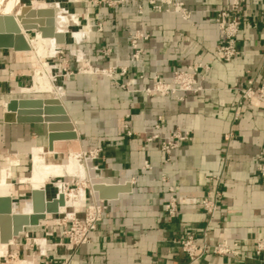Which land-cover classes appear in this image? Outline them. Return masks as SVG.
I'll return each mask as SVG.
<instances>
[{
	"label": "crops",
	"instance_id": "obj_1",
	"mask_svg": "<svg viewBox=\"0 0 264 264\" xmlns=\"http://www.w3.org/2000/svg\"><path fill=\"white\" fill-rule=\"evenodd\" d=\"M179 1L190 11V20L178 14L157 13L141 0H128L116 7L94 5L89 0L32 1L31 14L37 16H30L34 23L47 26V17H54V37L44 38L40 33L42 38L56 39L61 19L70 16L78 17L72 29L80 28L74 30L78 36L83 33L72 44H63L57 55L63 64L59 77L63 78L65 72L73 74L64 78L60 99L79 140L56 142L53 152L49 151L45 124H7L3 116L7 102L12 99L57 98L56 91L41 86L42 81L37 84L33 80L35 84L28 87V80L47 64L43 62L46 54L52 57L57 54L64 40L55 45L56 49H44L43 55L31 46L27 52L0 50V160L5 156L19 160V165L7 160V166L0 172V182L3 170L13 161L19 182L29 185L31 191L32 186L23 180L32 176V158L39 148L46 154L44 160L48 165L68 166L75 156L84 161L93 183L122 188L116 198L109 200H101L96 193V202L102 204L104 211L90 243L75 252L60 247L48 252L50 264L66 260L69 264H188L179 237L193 232L196 242H203L208 217L200 201L207 195L214 197L216 192L220 193L221 207L209 227L207 242L247 240L242 246L244 256L232 259L207 254L195 264H264V254L260 259H251L253 238L264 236V177L258 171L259 157L264 162V107L257 101L246 102L240 108L239 119L234 121L240 96L236 89L243 87L248 77L254 78L257 85L264 82V0H245L239 34V47L244 55L230 63L217 54L222 34L214 14L228 9L231 0ZM139 7L143 9L142 15ZM87 24L92 29L88 38L82 40L89 30ZM137 30L149 36L143 45L144 80L139 79L137 65H129L126 76L116 75L113 79L99 74H78L82 59L79 52L99 69L126 61L132 52L131 35ZM107 49L112 51L109 57L104 55ZM199 58L210 66V72L201 81L200 93L184 94L181 101L176 97H147L141 92L152 85L154 76L171 83L175 71L187 69ZM82 62L87 63L85 59ZM132 79L137 84L131 85L130 91L120 86ZM159 116L164 119V136L182 129L190 131L193 138L176 149L169 161L158 142L146 143ZM128 131L132 136H128ZM96 149L102 150L97 159L85 161L84 152ZM146 162L149 169L145 168ZM29 163L31 170L27 174ZM11 172L13 176L12 168ZM218 177L221 182L216 180ZM0 187V196L8 195L7 189H11L14 201L17 193L24 190L16 189L13 181L7 185L0 183ZM171 195L180 203L173 220L165 211ZM83 208L76 215L80 219L85 216ZM48 220L50 217L31 229H37L36 234L54 244L64 241V227H52L46 223ZM22 236L23 233L19 238L23 241ZM19 245L17 242L9 248L24 256L27 252Z\"/></svg>",
	"mask_w": 264,
	"mask_h": 264
},
{
	"label": "built area",
	"instance_id": "obj_2",
	"mask_svg": "<svg viewBox=\"0 0 264 264\" xmlns=\"http://www.w3.org/2000/svg\"><path fill=\"white\" fill-rule=\"evenodd\" d=\"M70 1V0H69ZM94 5L105 4L109 7H116L128 0H89ZM146 2L152 10L157 13H172L180 15L184 20L191 19V13L186 8L185 4L179 0H141ZM245 0H231L230 7L228 9H222L214 14V21L217 24L222 34V42L220 43L217 54L219 58L230 63L233 60L244 55V51L239 47V34L243 24L242 6ZM75 3V2H72ZM67 13H69L67 11ZM139 13L143 14L142 7H139ZM80 26V25H79ZM89 27L88 33L83 37L84 40L88 38L91 32L92 26L87 24ZM102 30L101 25L98 26ZM82 40L80 42H82ZM149 40V36L143 30H137L131 35L130 46L132 52L128 56L126 61H117L114 66L99 69L93 67L86 59L81 55V63L78 69V74H99L115 78L116 75L126 76L129 71V65H137L139 68V79H145V71L143 69L144 61V44ZM79 42V43H80ZM62 52L60 46L57 55ZM112 51L107 49L104 52L106 57L111 55ZM87 62L83 65L82 60ZM210 72V66L203 62L201 58L197 59L191 66L185 70L175 71L173 80L171 83L163 81L159 76H154L151 79L152 85L141 90V92L147 97H176L179 100H183L184 94H198L203 91L201 81L204 80L205 75ZM73 75L70 72H65L63 75L70 78ZM137 84L136 79H132L127 83H122L120 86L130 91L131 85ZM239 92V101L235 112L234 121L240 117V108L246 102L257 101L264 107V82L256 84V80L252 77H248L246 84L243 87L236 89ZM163 122L162 116H159L154 124L153 133L147 138L146 143H159L160 150L166 155L168 161L171 158L172 153L178 149L184 143L192 141V134L190 131L178 129L169 136L163 135ZM230 133L229 138L232 137ZM128 136H132V133L128 131ZM101 149L91 150L85 152L84 156L87 160H95L99 156ZM258 171L262 177H264V162L262 157H259ZM145 168L149 169L150 165L148 162L145 163ZM221 182V177L216 178ZM165 181V179H163ZM170 192L173 194L174 190L171 188ZM220 193L216 192L214 197L207 195L200 201V206L208 217L207 227L203 233V242L198 244L196 242L195 234L193 232H186L179 237V244L183 253L188 259V264H195L199 262L205 255L212 254L220 257H229L232 259H238L244 256L242 253V246L247 240H235L230 238L229 241H218L214 244L207 242V237L210 233L209 227L213 222L215 214L220 209ZM179 200L175 195H171L165 204V211L170 220L176 218L179 210ZM104 207L102 204L93 201L89 205V209L85 212L83 219L78 218L74 215L72 218H68V221H61L59 225L64 227L63 236L64 241H60L56 244H49L46 238L45 250H42V244L39 243L40 239L35 240L36 245L40 246V257L43 261L40 264L48 262V252L55 251L56 248H64L69 251H77L80 247L87 245L91 241V234L97 229L98 223L102 220ZM28 237V236H27ZM38 241V242H37ZM253 255L251 259H260L264 254V236L254 237L252 240ZM59 264H69V261H63Z\"/></svg>",
	"mask_w": 264,
	"mask_h": 264
},
{
	"label": "water",
	"instance_id": "obj_3",
	"mask_svg": "<svg viewBox=\"0 0 264 264\" xmlns=\"http://www.w3.org/2000/svg\"><path fill=\"white\" fill-rule=\"evenodd\" d=\"M24 5L22 15L18 18L0 16V50L29 51L30 46L26 36L30 33H41L44 38L54 37V18L49 17L47 26H40L30 19L32 12L30 4ZM3 120L7 124H45L50 151L54 150L56 142L79 140V134L75 130V125L64 103L57 98L12 99L6 104ZM93 189L95 193H98L101 200L114 199L122 190L120 187L102 183L94 184ZM29 200L32 204V215L27 217V221L23 215L15 216V223L17 224L16 230L13 231L11 230L13 221L11 214L14 199L10 194L0 196V226L2 229L0 239L2 242L8 243L14 237L19 238L27 228L38 227L49 216L61 214V208L65 207L66 204L65 196L61 193L49 198L46 187L43 190L32 189ZM18 221H21L20 226Z\"/></svg>",
	"mask_w": 264,
	"mask_h": 264
},
{
	"label": "bare ground",
	"instance_id": "obj_4",
	"mask_svg": "<svg viewBox=\"0 0 264 264\" xmlns=\"http://www.w3.org/2000/svg\"><path fill=\"white\" fill-rule=\"evenodd\" d=\"M23 4L24 3L21 0H0V16H14V17H16L17 15H19L20 8H21V6ZM33 6H35V5H33ZM47 6H48V4L46 5V7ZM65 15H68V13L66 12ZM48 19H49V17H47V21H48ZM59 19H60V17L58 18V20ZM77 21H78V17L77 16H70V17L62 18L61 21H60V24L58 26L59 33H58V37L56 39L47 40V39L42 38L40 33L39 34L36 33V34H34L33 36H30V37H29V35L26 36L28 44H29V46L35 48L38 52L42 53V55H43L44 54L43 53L44 49H47V47H51L52 50H53V48L56 49L55 45L57 43L59 44L60 41H63V40L65 41V39H67V37H69L72 40V42H73V41L77 40L78 37L80 38L83 35V33H82L81 36H78V34H76L77 32H75L72 29L75 25H77ZM58 23H59V21H58ZM31 40L32 41L35 40V42H31ZM62 44H64V43H62ZM51 48H50V50H51ZM74 48H75V46H74ZM45 51L49 52V48H48V50H45ZM52 52H54V51H52ZM75 52L76 51H74V53ZM48 56H52V55L49 54ZM45 57H47V54H46ZM31 60H32V58H31ZM31 60H29V61H31ZM51 71H52L51 67L48 64H45L43 66L42 70H38V71H35L33 73V80L38 82L37 84L41 83L39 81H42L43 83L41 84V86L45 90L47 88L50 91L52 89L54 91H56L57 94H58L57 99L61 100L60 99L61 98L60 94H61L62 87L56 86V84L54 83V80L52 78ZM41 86H40V89H41ZM35 90H33V92ZM25 91H29V88L25 87ZM39 91H43V90H39ZM63 94L64 93H62V96H63ZM41 150H42V152H40ZM38 151L39 152L38 153L36 152V154H34L33 158H32V166H33V169L31 171L32 172V176L30 178H28V179L23 180V182L28 183V184H32L34 190H43L46 187V184L49 182L50 178H56V177L59 178V177L67 176V175L78 174L81 177V180L85 182V184L86 183L89 184V186L91 188V194H92L91 201L96 203V201H97L96 198H95L96 193L94 192V189H93V186H94L95 183L92 182L93 180L89 179L88 170H87V167H86V164L84 163V161H80L78 159V157L73 156L72 161H71V163H69L70 165H68V166H60V165H55V164L54 165H48V164L45 163V160H44V155H46V154H43L44 153L43 149L39 150V148H38ZM84 154H85V152H84ZM79 155H81V154H79ZM82 156L85 159V161L88 162V160L85 158V156L84 155H82ZM15 164H16V162H15ZM13 165H14V162L12 161V162L9 163V166L5 170H3V172H2V180L0 182L1 185L2 184L3 185H5V184L7 185L8 183L12 182L11 168H12ZM58 186L60 187L59 193L64 195L65 196V200H66L65 207L61 208V212L67 213L68 217L72 218L76 214L77 211L81 210L84 207V203L87 200L86 199L87 198L86 192L84 190L83 191L79 190L78 193L76 191H72V193L69 195L68 192L66 191V188L64 189V186H63L62 182L58 183ZM7 190H8V193L11 195V189H7ZM14 205L15 204L12 205V214H11V217H12V220H13L12 221L11 230H13V231L16 230V224H17V223H15V221H16L15 216L23 215V217H25V219L27 221V217L29 218V216L32 215V211H33L32 210V204H31L30 200L27 201L26 205L24 206V208L21 211H18ZM67 209H69V210H67ZM61 217H63V216H61ZM25 219H24V221H25ZM18 224L20 226L21 221L20 222L18 221ZM1 230L2 229H1V226H0V231ZM14 239H15V237L13 239H11L8 243H4L0 239V257H2L4 254H6L8 246L10 244H13V240ZM39 243L43 245L42 246V250L44 251L45 248H46V246H45L46 244L44 242V239H40ZM25 264H31V263L30 262H25Z\"/></svg>",
	"mask_w": 264,
	"mask_h": 264
},
{
	"label": "rangeland",
	"instance_id": "obj_5",
	"mask_svg": "<svg viewBox=\"0 0 264 264\" xmlns=\"http://www.w3.org/2000/svg\"><path fill=\"white\" fill-rule=\"evenodd\" d=\"M22 1L24 4L28 5V4H31L33 0H22ZM47 2L49 3V1H47ZM31 16L34 18H37V16L35 14H31ZM16 18H18V15L16 16ZM74 30H80V28H77ZM31 42H35V40L34 41L31 40ZM66 43L68 45H70V44H72V40L69 37H67ZM63 46H65V45H60V48L62 49ZM68 49L70 50L71 46ZM43 62H47V64L51 67V69H52L51 75H52V78H53L56 86L62 87V82H63L64 78H60L59 76H60V69H61L63 64L61 61H59V56H57V54H55L53 57L47 56L43 59ZM32 65H34V63ZM27 71H29V69ZM28 81H29L28 87H31L34 84L32 75L30 76V79ZM21 93H22V91H21ZM27 95H30V94H27ZM30 96H40L41 97V96H52V95H50V94H44V95L43 94H36V95L31 94ZM8 159L16 161L17 165H19V160L17 157L5 156L4 160L3 159L0 160V163H1L0 172L2 169H4L7 166V164H8L7 160ZM24 168H26V166H24ZM26 170H24V171H26ZM30 170H31V164L29 165V169L27 170V174L30 173ZM12 171H13L12 181H13L14 186L16 187V189H18L20 187H22L24 189L23 192L17 193V195L15 196L16 200L14 201L17 204V206L14 205L16 207V209L18 211H21L24 208V206H22L23 201L28 200L30 198V192H29L30 186L25 185V184H21L19 182L20 177L14 173L13 167H12ZM61 182L63 183L64 189L66 188V191L68 192L69 195L72 193V191H76L78 193L79 190H81V191L84 190L86 192V196H87L86 199L87 200L85 201L84 208H83L84 212H86L89 209V205L91 202V198H90L91 197L90 196L91 188H90L89 184L83 183V181L80 178H78L77 176H74V175H67V176L59 177V178L58 177L50 178L49 182L46 184V188H47L49 198H53L59 193L60 187L58 186V183H61ZM30 185L33 188V185L32 184H30ZM67 210H69V209H67ZM79 212H80V210L77 211L75 215H77ZM61 216H63V217H61ZM49 217H50V220H48L46 223L52 225V227H59V223L61 221H63V220L68 221V218H69L67 213H65V212H62V214L58 215V216H49ZM32 231H35V232L31 233ZM37 232H38L37 229H31V228L29 229L28 228V230H26L23 233V236H22L24 239L23 241L21 238H15L13 240V244L18 242L20 244L19 246L24 247L25 251L27 253H25L24 256H21L17 250L16 251L10 250L9 247L12 245V244H10L8 246L6 254H4L2 257H0V264H25V262H30L31 264H40L43 261V258L40 257V246L36 245L35 240L43 239L44 237L36 234ZM48 234H51V230H48ZM48 243L54 244L51 241H48ZM50 263L51 262L48 261L45 264H50Z\"/></svg>",
	"mask_w": 264,
	"mask_h": 264
}]
</instances>
